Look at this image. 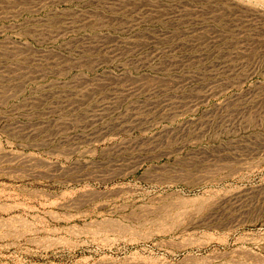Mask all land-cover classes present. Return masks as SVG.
<instances>
[{"label":"rangeland","instance_id":"rangeland-1","mask_svg":"<svg viewBox=\"0 0 264 264\" xmlns=\"http://www.w3.org/2000/svg\"><path fill=\"white\" fill-rule=\"evenodd\" d=\"M0 222V264H264V0H0Z\"/></svg>","mask_w":264,"mask_h":264},{"label":"bare ground","instance_id":"bare-ground-1","mask_svg":"<svg viewBox=\"0 0 264 264\" xmlns=\"http://www.w3.org/2000/svg\"><path fill=\"white\" fill-rule=\"evenodd\" d=\"M178 192V191H177ZM176 192V193H177ZM174 194V193H173ZM163 196V195H162ZM161 196V197H162ZM168 196H170V195H168ZM166 197V196H165ZM164 198V197H163ZM187 198H182L180 195H174V197H172V198H169V199H167V201L163 204V206H162V215H164L165 217H169L168 218V220L171 218V219H179V218H184L185 217V219L187 218V217H190V218H192L193 216H195V215H197V214H200L202 211H204L206 208H205V206L204 207H202L201 205L200 206H196L195 205V203H194V205H193V203H192V205L190 204L191 203V201L189 200V202H188V199L186 200ZM160 201H161V199H160ZM195 201V200H194ZM199 205V204H198ZM160 206V205H159ZM157 207V206H156ZM161 208V207H160ZM213 209H216L215 207H213ZM217 212L215 211V212H213V219L215 220V218L216 217H218V215H219V213L218 214H216ZM160 215V214H159ZM161 217V216H160ZM189 218V219H190ZM156 219H158V218H156ZM158 221H160V220H158ZM20 223V222H19ZM0 226H2V223L0 222ZM4 225V224H3ZM6 225V224H5ZM10 225V224H9ZM107 228V227H106ZM112 230V229H111ZM123 231V230H122ZM125 231V230H124ZM191 236V235H190ZM193 236V235H192ZM187 238V237H186ZM190 238V237H189ZM188 238V239H189ZM193 239V238H192ZM194 240V239H193ZM168 242V241H167ZM173 242V241H172ZM172 242H170V244H172ZM185 242V241H184ZM187 242V241H186ZM163 243H164V241H163ZM169 243V242H168ZM179 243H182L181 241H179ZM193 242H188V243H184V244H182V245H180L181 247H189V246H191V244H192ZM196 243V242H195ZM169 245V244H168ZM175 245V244H174ZM170 246H173V245H170ZM179 246V245H178ZM177 247V248H181V247ZM172 248V247H171ZM175 248V247H174ZM186 249V248H185ZM168 250V249H167ZM186 252V251H185ZM174 253V252H173ZM175 254V253H174ZM193 255V254H192ZM186 256V255H185ZM194 256V255H193ZM193 256H192V262H189L190 264H201V263H198V261L197 260H195V259H193ZM201 257V256H200ZM185 258V257H184ZM188 259H189V257H187ZM197 258V257H196ZM199 258V257H198ZM204 258V257H203ZM201 260V259H200ZM204 261L206 260V259H203ZM139 261V260H138ZM138 261H133L132 262V264H141L142 262L140 261V262H138ZM187 261V260H186ZM203 261V262H204ZM208 261V260H207ZM202 262V263H203ZM186 263H188V262H186ZM188 263V264H189ZM143 264V263H142ZM205 264H207V262L205 263Z\"/></svg>","mask_w":264,"mask_h":264}]
</instances>
